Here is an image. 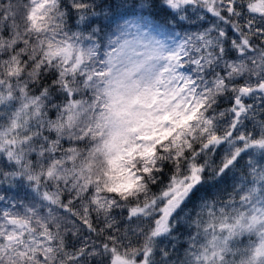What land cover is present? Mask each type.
<instances>
[{
	"label": "snow or ice",
	"instance_id": "snow-or-ice-1",
	"mask_svg": "<svg viewBox=\"0 0 264 264\" xmlns=\"http://www.w3.org/2000/svg\"><path fill=\"white\" fill-rule=\"evenodd\" d=\"M0 264H264V0H0Z\"/></svg>",
	"mask_w": 264,
	"mask_h": 264
},
{
	"label": "rangeland",
	"instance_id": "rangeland-1",
	"mask_svg": "<svg viewBox=\"0 0 264 264\" xmlns=\"http://www.w3.org/2000/svg\"><path fill=\"white\" fill-rule=\"evenodd\" d=\"M129 39H131V37H129Z\"/></svg>",
	"mask_w": 264,
	"mask_h": 264
}]
</instances>
